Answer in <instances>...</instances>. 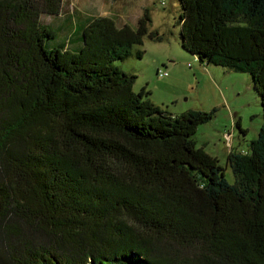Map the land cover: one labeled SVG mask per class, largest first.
I'll list each match as a JSON object with an SVG mask.
<instances>
[{
	"label": "trees",
	"instance_id": "trees-1",
	"mask_svg": "<svg viewBox=\"0 0 264 264\" xmlns=\"http://www.w3.org/2000/svg\"><path fill=\"white\" fill-rule=\"evenodd\" d=\"M62 3L0 0V264H264V0H178L181 47L259 96L232 185L192 140L215 111L165 114L115 65L161 42L147 10L61 38Z\"/></svg>",
	"mask_w": 264,
	"mask_h": 264
},
{
	"label": "rangeland",
	"instance_id": "rangeland-1",
	"mask_svg": "<svg viewBox=\"0 0 264 264\" xmlns=\"http://www.w3.org/2000/svg\"><path fill=\"white\" fill-rule=\"evenodd\" d=\"M145 10L150 17L148 31L157 33L161 42L145 36L141 46L133 47L129 59L115 65L134 77L135 93L145 90L165 114L215 111L212 120L197 128L192 140L218 160L232 185L227 158L231 152H247L257 139L263 123L259 96L247 74L202 64L181 47L178 0H63L60 15L43 16V23L56 28L64 38L69 24L93 17L111 18L119 27L135 28ZM137 51L143 53L140 59L135 56ZM159 72L168 76L158 77Z\"/></svg>",
	"mask_w": 264,
	"mask_h": 264
},
{
	"label": "built area",
	"instance_id": "built-area-1",
	"mask_svg": "<svg viewBox=\"0 0 264 264\" xmlns=\"http://www.w3.org/2000/svg\"><path fill=\"white\" fill-rule=\"evenodd\" d=\"M157 76L163 78V77H167L168 74H167V73H163V72H159V73L157 74Z\"/></svg>",
	"mask_w": 264,
	"mask_h": 264
}]
</instances>
